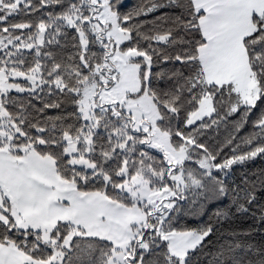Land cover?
<instances>
[{"label":"snow or ice","instance_id":"6c2138e0","mask_svg":"<svg viewBox=\"0 0 264 264\" xmlns=\"http://www.w3.org/2000/svg\"><path fill=\"white\" fill-rule=\"evenodd\" d=\"M0 264H264V0H0Z\"/></svg>","mask_w":264,"mask_h":264}]
</instances>
